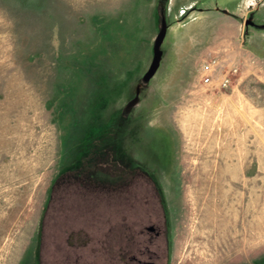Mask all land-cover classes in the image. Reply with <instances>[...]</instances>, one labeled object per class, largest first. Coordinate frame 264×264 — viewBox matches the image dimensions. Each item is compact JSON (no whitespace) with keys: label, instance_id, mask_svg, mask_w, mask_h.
Listing matches in <instances>:
<instances>
[{"label":"rangeland","instance_id":"1","mask_svg":"<svg viewBox=\"0 0 264 264\" xmlns=\"http://www.w3.org/2000/svg\"><path fill=\"white\" fill-rule=\"evenodd\" d=\"M131 255L264 264V0H0V264Z\"/></svg>","mask_w":264,"mask_h":264},{"label":"built area","instance_id":"2","mask_svg":"<svg viewBox=\"0 0 264 264\" xmlns=\"http://www.w3.org/2000/svg\"><path fill=\"white\" fill-rule=\"evenodd\" d=\"M225 60L216 55L209 61L204 62L200 68V82L204 86L216 87L225 89L231 84V74L236 73V69H227L224 64Z\"/></svg>","mask_w":264,"mask_h":264},{"label":"water","instance_id":"3","mask_svg":"<svg viewBox=\"0 0 264 264\" xmlns=\"http://www.w3.org/2000/svg\"><path fill=\"white\" fill-rule=\"evenodd\" d=\"M166 29H167V25H166V21L164 19V17L161 18L160 21V29L154 39L153 42V47H152V59L151 62L149 64V67L147 69V71L143 74L141 81L142 83H148L153 76L156 74L157 70L159 69L160 66V62H161V58H162V51L160 49L163 40L165 38L166 35ZM138 103V98L134 97L133 99H131L124 107L123 109V113L124 114H129L132 110V108Z\"/></svg>","mask_w":264,"mask_h":264},{"label":"flooded vegetation","instance_id":"4","mask_svg":"<svg viewBox=\"0 0 264 264\" xmlns=\"http://www.w3.org/2000/svg\"><path fill=\"white\" fill-rule=\"evenodd\" d=\"M248 27L249 28H255V27H257V24L255 22L248 21ZM129 259H130L131 264L132 263L133 264H155V263L150 262V261H143V260H141V259H139L133 255H131Z\"/></svg>","mask_w":264,"mask_h":264}]
</instances>
